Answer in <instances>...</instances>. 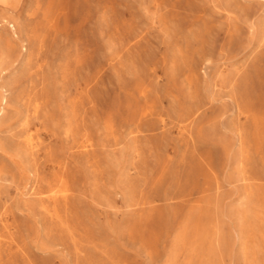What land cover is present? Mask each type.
Masks as SVG:
<instances>
[{"label":"rangeland","instance_id":"obj_1","mask_svg":"<svg viewBox=\"0 0 264 264\" xmlns=\"http://www.w3.org/2000/svg\"><path fill=\"white\" fill-rule=\"evenodd\" d=\"M0 264H264V0H0Z\"/></svg>","mask_w":264,"mask_h":264}]
</instances>
